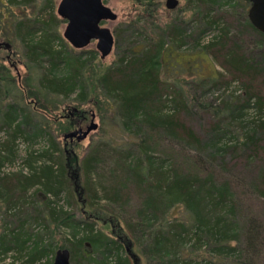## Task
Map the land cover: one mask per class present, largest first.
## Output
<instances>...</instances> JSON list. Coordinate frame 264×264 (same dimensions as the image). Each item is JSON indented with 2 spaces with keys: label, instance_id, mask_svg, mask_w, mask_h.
Listing matches in <instances>:
<instances>
[{
  "label": "trees",
  "instance_id": "obj_1",
  "mask_svg": "<svg viewBox=\"0 0 264 264\" xmlns=\"http://www.w3.org/2000/svg\"><path fill=\"white\" fill-rule=\"evenodd\" d=\"M6 1L18 6L37 2ZM136 1L152 9L153 0ZM240 1L242 11L238 16L222 11L224 4H240ZM187 5L192 9L189 19L176 17L164 27L150 19L147 28L140 24L146 18L138 16L135 22L116 28V58L102 72L98 84L115 111V119L124 130L136 133L137 140L131 139L130 149L115 148L112 171H95L102 160L101 143L93 146L82 160L84 186L71 173L69 158L66 162L62 160L58 170L49 164L27 176L1 175L0 171V198L6 203L8 216L15 217L29 195L31 199L36 195V190L55 196L65 191L67 199H72L68 203L81 204V211L86 214L85 218L77 219L76 212L60 214L52 207L56 226L71 228L63 242L54 237L46 239L19 217L17 227L0 234V256L15 252L22 258V264H41L44 258L67 249L72 264H134L129 241L121 233L116 238L107 235L97 227L96 221L113 226L129 207L136 213L133 217H124L125 225L144 252L156 254L154 264H263L264 212L254 213L248 200L264 204V93L258 88V81L264 85V33L248 17L250 0H188ZM48 7L49 14L45 12ZM10 12L0 9V28L15 22V35L25 44L26 55L32 63L40 64L44 57L49 62L50 73L60 68L65 72L60 76L45 73L40 87L67 98L75 92L77 101L86 102L89 97L86 72L97 58L96 53L84 57L83 53L76 54L68 48L57 30L65 19L58 18L49 0L34 15L18 19ZM191 27L194 31L188 35ZM210 30L217 33L205 45H200L201 38ZM38 33L39 38L34 40ZM190 37L220 67L216 78H203L197 83L200 89L238 81L245 91V95L233 99L229 112L224 105L212 109L206 105L204 109L214 115V131L210 134L202 133L188 121L189 116L197 113L194 108L199 106L200 99L194 95L187 97L177 82H169L160 74L168 43L174 42V48L180 50ZM56 40L61 47H56ZM252 43L260 46L258 51L251 50ZM54 103L47 98L41 104L42 109L34 112L43 113L46 118L47 113L54 111L50 109ZM251 106L256 108L257 118L247 123L245 131L243 117ZM21 109L10 105L0 126L11 131L12 142L23 134V127L31 120ZM19 113L24 114L21 120ZM237 126L242 127L240 134ZM48 131V124L38 121L28 136L33 139ZM228 134L236 142L219 146L220 139ZM172 138L193 146L197 154L185 156L184 166L178 164L165 169V161L159 163L154 153ZM5 142L1 146L7 151L11 141ZM57 151L52 140L51 149L40 155L51 159L57 157ZM227 156L231 159L236 156L241 161L243 157L246 167L258 170L247 171L243 178L234 171L218 170L216 165L226 166ZM133 199L137 204L131 207ZM87 207L94 211H87ZM174 207L185 215L168 218V212ZM103 212L111 217L104 216ZM56 242L62 243L57 251ZM186 251L190 254L184 257Z\"/></svg>",
  "mask_w": 264,
  "mask_h": 264
},
{
  "label": "rangeland",
  "instance_id": "obj_2",
  "mask_svg": "<svg viewBox=\"0 0 264 264\" xmlns=\"http://www.w3.org/2000/svg\"><path fill=\"white\" fill-rule=\"evenodd\" d=\"M44 1L45 0H37L34 5L18 6L11 3L9 4L6 0H0V9L11 11L10 14L17 15L16 18L18 17L19 19L25 15L36 14L42 7ZM60 1L61 0H49L50 4H54V10L58 18L63 20V18L57 13V7ZM104 2L118 15V18L115 21L108 20L102 22V25L109 27L114 34L117 26L135 22V19L138 16L146 18L140 24L141 26L148 28L150 19H154L160 27H164L165 24L173 21L176 17L189 19L192 15V9L188 8L187 5L188 0H180L178 8L173 10H169L166 7V0H153L151 3V10L149 9V6L146 7V5L136 0H104ZM241 7L242 1H240V4H224L222 11H228L231 14L238 16L242 11ZM50 10V7H48L45 12L49 14ZM149 14H152L153 17H150ZM14 25L15 22H12L8 25H2L3 28H0V42L7 44V46L0 49V126L5 118V112L9 109L10 105H14L19 109L22 108L21 110L24 111V114L28 113L31 116V120H29V125L23 127V134L19 135L15 142H12L11 140V131L8 132L6 128L0 127L1 175L23 174L27 176L33 171H38L40 168L42 169V166L49 164H52L55 170H58L62 160L64 159L66 162V158H69L72 167L70 168L71 173L75 176L77 175L81 185H83L82 160L93 146L95 147L100 143L103 149L101 155L102 160L96 166L95 171H97V173L112 171L115 166V148L130 149L133 140L132 138L137 140L136 133L124 130L123 127L120 126L119 120L115 119V111L112 110L111 105L108 103L107 98L102 93L98 84V79L102 72L116 58V44L113 52L106 58L102 59L95 40L84 48H75L66 38H64L67 21L65 20V22L60 23L58 26L57 30L60 36L66 41L67 46L71 51L77 52L76 54L83 53L84 57H91V55L93 56L94 53H96L97 58L94 59V63L90 65L91 67L86 72V81L89 86V97L86 102H80L76 100L77 94L75 92L67 98L64 94L57 96L40 87V80L45 73L47 75L60 76L65 72L60 68L59 70L50 73V70L47 69L49 62L47 58L44 57L40 59V64H33L31 59L26 55L25 44L18 40L15 35L16 28ZM157 30L159 31L160 29ZM193 31L194 29L191 27L188 30V35H191ZM216 33V30L208 31L201 38L200 45H205ZM39 36V33L36 34L34 40L39 38ZM129 39L131 41L135 40V38ZM55 44L56 47L61 45L59 40H56ZM168 44L169 45L165 48L166 51L163 53L161 59V77L169 82H177V86L184 90V94L187 95V97L190 98L194 95L200 99L199 106L194 108V111L197 113L189 116L188 121L202 133H211L214 131V129H212L214 115L211 114V110L208 111L207 109H204L206 105H210V109L224 105L227 106L225 109L229 112L232 108L231 106L234 104V100L245 95L244 88L238 81H233L228 86H208L204 90L200 89L197 83L203 78H216L217 71L220 67L211 56L203 52L201 48L196 45L195 40L192 37L188 38L186 45L180 50L175 49L174 42L171 41ZM250 47L251 50L258 51L260 46L252 43ZM258 88L264 93V85L261 81H258ZM47 98L51 101L54 100L55 103L53 106L50 104V109L54 111L51 114L46 112L48 116L45 118L42 115L43 113L36 114L34 111L35 109L41 110V104L45 103ZM24 114H18L20 120L24 118ZM93 115L94 121L98 124V128L93 130L85 139L78 140L77 138H64L67 133L79 129L86 130L92 122ZM255 118H257V110L255 107L251 106L246 110V116L243 117V122H245L246 125L245 131L248 130L247 123ZM37 120L40 122L43 121V124H48L49 131L46 134L31 139L28 135L33 133L34 125L38 124ZM238 127L239 126H237L236 131L240 134L243 130L242 127ZM240 137H242V135H240ZM9 140L11 141L8 142V146L10 147L5 151L1 145H4V143H6L5 141ZM52 140L55 141L58 151L55 152L57 153V157L51 158V160L48 156L40 154L51 149ZM234 140L235 137L228 134L226 137L220 139L218 145L223 146L225 145V142L232 143L233 145L236 142ZM102 142H106L107 144L104 145ZM163 144L164 145L159 148L158 152H155L154 154L158 158L159 163L165 161V169H169L170 167H173V165L178 164L184 166L183 161L186 157H191L197 154L193 146H189L183 141L180 142L175 139L173 140V138L164 141ZM236 158L237 157L234 156L231 159V156H227L225 161L226 166H222L223 168L215 163L214 165H216L217 169H220L221 171H234L236 176L242 178L247 175V171L258 170L256 167H246L245 158L242 157V161ZM218 161L220 164L219 157ZM213 162L216 161L213 160ZM37 187L38 186H36L35 189ZM30 192L32 193V191ZM34 193L36 195H34L32 199L29 195L27 202H25L24 206H21V211L15 217H10L6 214V203L0 198V234L7 230L11 231L15 226L17 227L19 222L18 218L20 217L26 220V224L32 227L36 233H41L44 237L46 236V239L54 237L63 242L65 237L71 233V228L66 226H56L54 221L56 214H52V207H56L60 214H63V212H76V218L83 219L86 214L81 211L82 205L80 204L78 206L74 201L72 204L68 203V201L72 199H67L68 195L65 191L58 196H55L52 193L48 194L42 190H36ZM134 199L131 201V207L137 204V201ZM248 201L251 204L254 213H257V211L264 212L263 203L261 204L259 203L260 201L256 200ZM257 205L259 206V209H257ZM127 210L123 213L124 217L135 216L136 212L134 210H131L129 207ZM87 211L92 212L94 210L87 207ZM168 214V218L175 219L177 217L180 218L183 214L185 215V212L181 213L174 207L168 212ZM103 215L111 217L106 213ZM124 217L117 218V221L113 222V226H111L110 223L103 224L101 220H96L97 227L107 235L115 238L117 237V233H121L127 242L129 241V244L133 249L131 256L134 264H154V259L157 258L156 254H147L144 252L145 249L141 247V244H137L134 236L132 237L130 230L125 225L126 220ZM136 218L137 217H134V220H136ZM47 225L50 226L49 230ZM143 241L145 240L142 239V243ZM59 243L62 244L61 242ZM59 243L54 247H57L56 251L60 248ZM189 254L190 252L186 251L183 256L187 257ZM55 255L56 252L54 255L44 258L41 264H53ZM22 262V258H19L15 252H10L6 256H0V264H22Z\"/></svg>",
  "mask_w": 264,
  "mask_h": 264
},
{
  "label": "water",
  "instance_id": "obj_3",
  "mask_svg": "<svg viewBox=\"0 0 264 264\" xmlns=\"http://www.w3.org/2000/svg\"><path fill=\"white\" fill-rule=\"evenodd\" d=\"M251 6L248 17L251 23L264 33V0H250ZM180 0H166L169 10L176 9ZM58 15L67 21L64 38L75 48H84L93 40L97 42V49L104 59L110 55L115 48V35L113 31L102 25L103 21H115L118 15L104 2V0H61L57 7ZM7 45V44H6ZM98 128L94 121L86 130L67 133L64 138L85 139L93 130ZM53 264H72L69 250L57 251Z\"/></svg>",
  "mask_w": 264,
  "mask_h": 264
},
{
  "label": "flooded vegetation",
  "instance_id": "obj_4",
  "mask_svg": "<svg viewBox=\"0 0 264 264\" xmlns=\"http://www.w3.org/2000/svg\"><path fill=\"white\" fill-rule=\"evenodd\" d=\"M5 46H7L6 43L0 42V49L4 48Z\"/></svg>",
  "mask_w": 264,
  "mask_h": 264
}]
</instances>
